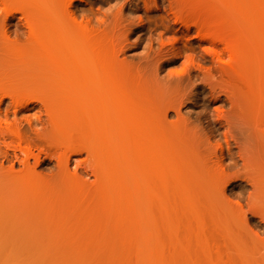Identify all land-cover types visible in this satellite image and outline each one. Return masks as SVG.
<instances>
[{"label":"bare ground","instance_id":"1","mask_svg":"<svg viewBox=\"0 0 264 264\" xmlns=\"http://www.w3.org/2000/svg\"><path fill=\"white\" fill-rule=\"evenodd\" d=\"M76 1L0 0V241L71 240L123 187L136 242L171 212L264 264V0Z\"/></svg>","mask_w":264,"mask_h":264},{"label":"rangeland","instance_id":"2","mask_svg":"<svg viewBox=\"0 0 264 264\" xmlns=\"http://www.w3.org/2000/svg\"><path fill=\"white\" fill-rule=\"evenodd\" d=\"M105 2L106 0H77L75 3V10L83 12V15L86 16L89 15V10H97L99 8H102ZM150 13L151 15L149 14L148 16L145 14L144 11L140 14L143 16L144 20H148V18L155 16V18L152 19L154 20L156 19V16H159V13L157 12ZM144 14L147 18H145ZM142 50L143 49L141 48L138 50V52H142ZM180 64L181 61L175 65L168 66L167 69H175ZM80 159L84 160L85 157H81ZM43 168L46 167H40V165L37 167L39 172L41 169L43 170ZM117 192L119 193L116 195V197L118 199L121 197L120 199L123 198L125 200L123 212L114 213L110 216L104 214L102 206L105 204V202H107V200H104L107 195L105 196V198H103L100 194H95V199H92L91 202L88 203L89 205L86 202L87 205L85 207L83 203H85V196L87 195L84 194V198H80L81 203L80 201H77L76 203L77 205H79V208H77V210L75 211L76 216L79 217V223L77 225L79 226L80 223H84L83 229H86L92 224H97L95 229L89 232L85 231L86 234L84 231H82L84 233V236L82 232H75L74 230L72 231L74 233V236L71 234V236L73 237L71 238V240H41L39 242L34 241L35 243L29 242L21 244H14L15 242L13 243L0 241V264H263L261 262L262 259L260 260V255H252V258H248L247 255H236L234 254V252H227V248L225 249L226 246H224L225 244L222 243V240L221 238H219L218 235L215 237H211L209 233V237H211L212 240L209 243L208 247H203L202 245L197 244H188V237L190 234V230L188 231V228L190 226L187 225L189 224L186 225L185 222H181L180 220L172 216L171 212H169L168 216L171 219L174 218L172 219L174 221L169 223L168 221H170L171 219L169 220L168 217V221L158 220L160 225H157L155 224L156 222L154 221V219H152V228H150L149 232L146 234V237L142 238L139 242H136V231L134 229L135 224L133 221L134 212L130 208L132 193L129 188L123 187ZM108 197L109 196H107V198ZM110 198L111 197L108 198V201L110 200ZM249 219L251 220V223L249 220V225L251 226V228L253 227V229H251L250 226H248L249 229L256 230L255 227H258V230L256 231L259 234V223L261 222L260 218L258 216H250ZM165 221L167 222V225L169 223L173 226L174 223L173 228L170 225L167 226ZM163 225L166 228L168 227V229H166L167 231H165ZM262 228L263 226H261V229ZM169 229H173V231H169V233ZM261 229V235H259L262 236L261 238L264 239V230ZM102 230L104 231V233L107 234V238H86L88 237V235L93 236L94 233H101ZM157 233L159 235V238ZM155 236L157 237V239L155 238ZM158 239H160L161 241L163 240L162 246ZM149 241L151 243H149ZM134 242H136V244L138 245H136ZM154 244H157L158 246ZM135 245L137 246L136 248H138L136 250ZM149 248L152 250H150ZM149 252L158 256L150 255ZM136 254H138L139 256H137ZM148 255L151 257H149ZM163 256L165 258H163ZM254 256L256 257V259ZM156 257L158 259H163L164 262H162L163 260L158 261ZM138 258L140 259V261L138 260ZM148 258L152 259L148 261ZM155 259L158 261L157 263H155Z\"/></svg>","mask_w":264,"mask_h":264}]
</instances>
